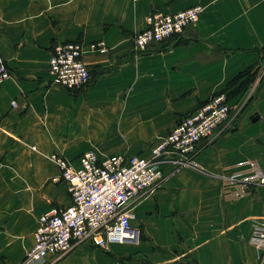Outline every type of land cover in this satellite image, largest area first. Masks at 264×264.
I'll return each mask as SVG.
<instances>
[{
  "label": "crops",
  "instance_id": "obj_1",
  "mask_svg": "<svg viewBox=\"0 0 264 264\" xmlns=\"http://www.w3.org/2000/svg\"><path fill=\"white\" fill-rule=\"evenodd\" d=\"M197 3L204 11L183 34L135 51L152 11ZM67 40L82 43L91 69L81 90L54 84L49 71L53 45ZM97 41L108 50H94ZM0 57L12 70L0 83V264H264L253 242L264 185L236 199L222 188L248 160L264 169V0H0ZM218 92L243 107L191 164L164 163L161 183L131 201L138 242H86L25 262L40 216L72 202L51 154L75 164L89 149L149 156Z\"/></svg>",
  "mask_w": 264,
  "mask_h": 264
},
{
  "label": "built area",
  "instance_id": "obj_2",
  "mask_svg": "<svg viewBox=\"0 0 264 264\" xmlns=\"http://www.w3.org/2000/svg\"><path fill=\"white\" fill-rule=\"evenodd\" d=\"M204 11L200 3L176 12L161 9L147 17V26L133 36L137 53L150 46L183 34L196 23ZM92 48L106 52L103 41ZM49 71L54 84L71 90H81L91 79V69L83 59V45L78 40L58 41L53 45ZM12 70L0 57V83L10 78ZM17 105V101H13ZM244 101L232 105L226 93L218 92L184 115L175 126L151 147V154H112L101 157L96 150L84 151L75 164L63 154L53 153L61 176L68 185L72 202L57 206L39 218L33 246L25 253V262L46 261L68 253L82 243L107 248L110 243L138 242L139 227L132 224L135 212L131 201L147 189L158 186L164 179V163L174 166L191 164V159L203 140L216 136L223 124L235 120ZM244 172L224 176L223 192L227 198H240L252 193L254 185H264V169L255 159L246 161ZM254 244L264 249V221L256 220Z\"/></svg>",
  "mask_w": 264,
  "mask_h": 264
},
{
  "label": "rangeland",
  "instance_id": "obj_3",
  "mask_svg": "<svg viewBox=\"0 0 264 264\" xmlns=\"http://www.w3.org/2000/svg\"><path fill=\"white\" fill-rule=\"evenodd\" d=\"M262 75H264V67H262ZM161 137V136H160ZM160 137H158V138H160Z\"/></svg>",
  "mask_w": 264,
  "mask_h": 264
},
{
  "label": "trees",
  "instance_id": "obj_4",
  "mask_svg": "<svg viewBox=\"0 0 264 264\" xmlns=\"http://www.w3.org/2000/svg\"><path fill=\"white\" fill-rule=\"evenodd\" d=\"M205 101H206V100H205ZM205 101H204V102H205ZM204 102H202V103H204ZM202 103H201V104H202Z\"/></svg>",
  "mask_w": 264,
  "mask_h": 264
}]
</instances>
